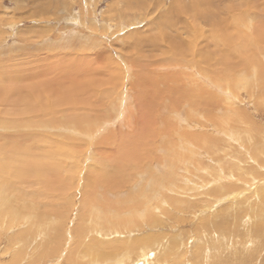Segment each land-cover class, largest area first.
Listing matches in <instances>:
<instances>
[{
    "label": "rangeland",
    "instance_id": "obj_1",
    "mask_svg": "<svg viewBox=\"0 0 264 264\" xmlns=\"http://www.w3.org/2000/svg\"><path fill=\"white\" fill-rule=\"evenodd\" d=\"M194 1L0 0V160L10 141L62 167L51 188L2 173L0 264H264V0L195 22ZM31 73L52 98L85 83L88 108L15 124L4 91Z\"/></svg>",
    "mask_w": 264,
    "mask_h": 264
},
{
    "label": "bare ground",
    "instance_id": "obj_2",
    "mask_svg": "<svg viewBox=\"0 0 264 264\" xmlns=\"http://www.w3.org/2000/svg\"><path fill=\"white\" fill-rule=\"evenodd\" d=\"M178 2V1H177ZM173 5H175V2L172 3ZM202 4L200 2V0L194 1L191 4V7L193 8V11L196 15H194V18L192 21H199L200 19H202V17L204 18H209L208 16H211L209 14H204L199 10V5ZM178 7V6H177ZM170 10V9H169ZM168 10V11H169ZM264 10V9H263ZM262 11V10H261ZM174 12V11H173ZM180 11L178 10L176 12L175 15L179 14ZM183 14V13H182ZM257 14V13H256ZM203 15V16H202ZM258 15V14H257ZM263 17V16H262ZM243 18V17H242ZM246 18V17H244ZM260 18V17H259ZM264 19V18H263ZM238 20V19H237ZM209 22L213 21V16L212 19L207 20ZM242 21V20H241ZM264 21V20H262ZM240 23V22H239ZM198 24V22L196 23ZM210 24V23H209ZM246 25V24H245ZM183 27V29L188 28V25L186 26H181ZM191 34L199 37L201 36V32L199 31V28L195 27V26H191ZM262 29V28H261ZM260 30V29H258ZM180 31V30H179ZM178 31V33H179ZM263 31V30H262ZM261 34V33H260ZM164 35V34H163ZM228 38H227V42L231 43L233 41V39H235V36L232 37L231 34H227ZM241 36V35H240ZM264 36V35H263ZM186 37V36H185ZM261 37V36H260ZM263 38V37H262ZM194 40L190 41H180V43H182L181 49H175L172 50L176 51L178 50V56L182 57L181 59H183V61L185 60V54L187 53V49H196L199 54L198 56H201L202 54L201 52V47H199L198 41L193 38ZM172 41V40H171ZM242 41V40H241ZM189 42V43H188ZM197 42V43H196ZM239 42V41H238ZM170 43V42H169ZM216 42H213V46H215V51H211L208 52L209 54H216L219 56V60H220V55H219V50H221L220 48L217 49V46L215 45ZM239 44V43H238ZM245 44V42H244ZM263 42H261L260 46H262ZM248 45V43H247ZM246 45V47H247ZM184 46V48H183ZM178 47V46H177ZM241 47V46H240ZM239 47V48H240ZM163 48V47H162ZM174 48V47H173ZM262 50L264 49L263 47L261 48ZM243 50V49H242ZM258 50V49H257ZM164 51V48H163ZM168 51V49H167ZM194 51V50H193ZM208 51V50H207ZM207 51H205L204 53H206ZM195 53V52H194ZM174 54V53H173ZM176 55V54H175ZM188 57V56H187ZM191 57V56H190ZM225 58V56H221V59ZM197 60V59H196ZM225 62V61H224ZM228 64V63H227ZM148 65V64H147ZM158 68V67H156ZM183 69H185V67H182ZM230 68V67H228ZM18 69V68H16ZM15 69V70H16ZM189 69V68H187ZM11 72V71H10ZM9 72V73H10ZM2 73V72H1ZM25 73V72H24ZM50 73V72H49ZM238 73V72H237ZM195 74V73H194ZM7 75V74H6ZM63 75V74H62ZM9 76V75H8ZM11 76V75H10ZM21 78H17V80L21 81V83H16L19 86H8L10 89H7L4 91V93H8L9 91H11L13 94H20V97H17V99H14V103L16 106V113H17V120L15 122V124L22 122L25 123H30L31 120H34L33 117H36L44 112L50 111L53 109V111L57 112L56 108H60V106L62 105H58V104H62L67 106L66 109L68 111L69 114H71V107H77L78 105H86L88 103H86L89 99L88 94L87 97H85L84 95L89 91V88H85L87 87L85 85V83L79 82L80 80H75V79H71V80H67L66 83H57V84H51V86H53L54 88H58V90L56 92H54L53 98L51 96H45L44 94V88L47 85H44L43 83L40 82V80L36 81L38 79V75L34 76V73L28 74V75H21ZM28 76H32L29 77ZM64 76V75H63ZM199 76V74H198ZM36 77V78H35ZM5 78V76H4ZM7 78V77H6ZM9 78V77H8ZM200 78V77H199ZM204 78V77H203ZM31 80H35V81H31ZM209 80V79H208ZM3 81V80H2ZM82 81V80H81ZM58 82V81H57ZM13 83V82H12ZM48 84V83H47ZM221 84V83H219ZM10 85V84H9ZM65 85V86H64ZM120 86V85H119ZM219 85H217L216 88H218ZM52 87V88H53ZM111 88V87H110ZM211 88V87H210ZM51 89V88H50ZM119 89V88H118ZM22 92H21V91ZM107 90V89H106ZM105 90V91H106ZM108 91V90H107ZM116 91V89H115ZM3 92V91H2ZM91 92V91H90ZM123 92V91H122ZM128 93V92H127ZM125 94V93H124ZM123 94V95H124ZM3 94L0 93V97ZM105 95V94H104ZM113 95V94H112ZM116 95V94H115ZM230 97V96H229ZM6 99V96L4 95V97ZM123 98V97H122ZM228 98V97H227ZM262 98V96H261ZM118 99V98H117ZM45 100V102H44ZM229 100V99H228ZM120 101V100H119ZM2 103V102H0ZM118 103V102H117ZM125 103V102H124ZM91 104V103H90ZM89 104V106H90ZM119 104V103H118ZM4 106V104H3ZM70 108H69V107ZM88 108V105H86ZM119 106V105H118ZM6 107V106H5ZM79 107V106H78ZM113 107V106H112ZM111 107V108H112ZM86 108V107H85ZM10 109V108H9ZM84 109V108H83ZM82 109V110H83ZM120 109V108H119ZM60 110V109H59ZM115 110V109H114ZM73 111V110H72ZM118 111V110H117ZM80 112V111H78ZM86 112V111H85ZM92 112V111H91ZM48 113V112H47ZM11 114V113H10ZM52 114V113H51ZM80 114V113H79ZM92 114V113H91ZM12 115V114H11ZM46 115V114H45ZM44 115V116H45ZM90 115V114H89ZM24 116H30L31 118L27 119L24 118ZM41 116V115H40ZM47 117V116H46ZM49 117V115H48ZM53 117V116H52ZM73 117V116H72ZM40 118V117H39ZM45 118V117H44ZM37 119V118H36ZM46 119V118H45ZM52 119V118H51ZM48 120V119H47ZM11 121V120H10ZM46 121V120H45ZM50 121V120H49ZM53 121V120H52ZM12 122V121H11ZM22 122V123H23ZM21 124V123H20ZM19 125V124H18ZM29 125V124H27ZM50 125V124H48ZM67 125V124H66ZM20 127V126H19ZM66 129V128H65ZM7 130V129H5ZM39 130V129H38ZM43 130V129H42ZM46 130V129H45ZM48 130V129H47ZM52 130V129H51ZM71 131V130H70ZM21 133V132H20ZM46 133V132H45ZM38 135V134H37ZM46 135V134H45ZM64 135V134H63ZM75 135V134H74ZM6 136V135H5ZM62 136V135H60ZM65 136V135H64ZM68 135L66 134V137ZM84 136V135H82ZM81 136V137H82ZM33 137V136H32ZM40 137V136H39ZM250 137V136H249ZM48 138V137H47ZM57 138V137H56ZM61 138V137H60ZM65 138V137H64ZM69 138V137H67ZM71 138V137H70ZM85 138V137H84ZM1 139V138H0ZM7 139V138H6ZM14 139V138H13ZM23 139V138H22ZM5 140V139H4ZM20 140V139H19ZM42 140V139H41ZM65 140V139H64ZM72 140V139H71ZM43 141V140H42ZM48 141V140H47ZM68 141V140H67ZM9 143H7V152L4 154V157L2 160H0V178L2 173L5 174L10 173L9 176H13L14 179L17 180V182L19 181H24L28 178L33 179L35 181H40L42 183H45L47 185V187H53V186H61L60 184V176H61V168L60 167V163L57 161H54L53 159H51L49 157L50 155V149L46 150V149H39V152L36 154H33L31 152L35 151L36 149L29 147V146H18V145H14L15 143L12 144V142L8 141ZM62 142H64L62 140ZM84 142V141H83ZM1 143V142H0ZM19 143V142H18ZM43 143V142H41ZM51 144V143H50ZM64 144V143H63ZM62 144V145H63ZM22 145V144H21ZM38 145V144H37ZM35 146V145H34ZM64 146V145H63ZM6 147V146H5ZM37 147V146H36ZM41 147V146H40ZM43 147V146H42ZM49 147V146H48ZM58 147V146H57ZM4 148V147H3ZM2 148V149H3ZM50 148V147H49ZM59 148V147H58ZM65 148V147H64ZM5 149V148H4ZM3 149V150H4ZM33 150V151H32ZM54 150V149H53ZM63 150V149H62ZM67 150V149H66ZM61 151V150H60ZM69 152V151H68ZM67 152V153H68ZM71 153V152H70ZM52 156V154H51ZM61 156V155H58ZM65 156V155H63ZM55 157V156H54ZM68 157V156H67ZM58 159V158H57ZM63 166V165H61ZM4 177V176H2ZM224 177V176H223ZM5 179V177H4ZM63 180V179H62ZM1 181V180H0ZM3 181V180H2ZM3 183V182H2ZM2 188V187H1ZM56 243V242H55ZM145 255V254H144ZM148 255V254H147ZM206 258V257H205ZM148 259V258H147ZM141 262L140 264H146V259H142L140 258L139 260H137L136 262ZM134 263V262H133ZM136 264V263H135Z\"/></svg>",
    "mask_w": 264,
    "mask_h": 264
},
{
    "label": "water",
    "instance_id": "obj_3",
    "mask_svg": "<svg viewBox=\"0 0 264 264\" xmlns=\"http://www.w3.org/2000/svg\"><path fill=\"white\" fill-rule=\"evenodd\" d=\"M138 264V263H137Z\"/></svg>",
    "mask_w": 264,
    "mask_h": 264
}]
</instances>
